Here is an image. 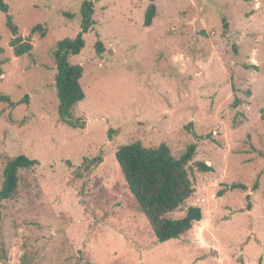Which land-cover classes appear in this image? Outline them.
Instances as JSON below:
<instances>
[{"label":"rangeland","instance_id":"374dc122","mask_svg":"<svg viewBox=\"0 0 264 264\" xmlns=\"http://www.w3.org/2000/svg\"><path fill=\"white\" fill-rule=\"evenodd\" d=\"M3 1L33 49L13 55L0 12V96L26 99L0 102V188L10 159L39 164L0 206V264H264V0H154L150 27L151 0L93 2L69 60L83 68L75 128L58 115L52 55L93 0ZM134 142L174 157L197 145L194 193L167 217L202 218L180 239L156 241L122 178L115 153Z\"/></svg>","mask_w":264,"mask_h":264},{"label":"trees","instance_id":"16d2710c","mask_svg":"<svg viewBox=\"0 0 264 264\" xmlns=\"http://www.w3.org/2000/svg\"><path fill=\"white\" fill-rule=\"evenodd\" d=\"M93 1H84L80 8V31L73 39H64L57 42L53 52L55 63L54 88L56 90L58 106L57 111L60 120L76 127L72 111L78 103L84 100V91L80 81L83 68L77 64H71L70 58L79 55L84 48V36L89 33L94 25ZM151 0L145 13L144 26L152 25L156 15V7ZM8 5L0 0V12L5 15L6 27L10 31L12 39L9 46L15 57H22L31 53L33 47L29 40H24L18 35V28L12 18L7 15ZM72 18V15H66ZM46 29L42 24L34 26L30 34H39L40 38L46 36ZM94 48L98 54L103 50L102 43L97 41ZM3 54L0 49V55ZM3 62L0 61V75H2ZM257 68V67H253ZM15 107L26 102L22 99L13 103L6 95L0 96V102ZM237 104V103H236ZM261 118L264 119V110ZM195 143L187 146L186 150L179 156L174 157L167 145L160 144L154 148H146L139 142L121 146L115 153V159L123 175L127 188L144 218L147 220L154 237L158 243L163 244L170 240L180 239L191 231L193 225L201 221L202 212L198 207L187 208L184 216L178 219H169L167 215L180 209L194 193V183L190 164L196 154ZM37 160L20 155L10 159L3 170V181L0 188V206L15 195L19 184V172L32 169L38 165ZM196 170L202 173L210 172L211 168L204 163L195 162ZM229 190L242 189L243 185L233 184ZM20 264H30L23 257Z\"/></svg>","mask_w":264,"mask_h":264}]
</instances>
